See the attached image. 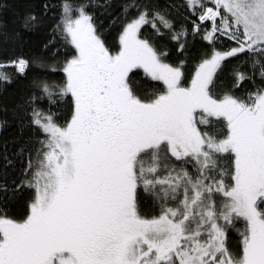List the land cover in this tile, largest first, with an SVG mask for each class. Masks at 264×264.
Listing matches in <instances>:
<instances>
[{
  "label": "snow or ice",
  "instance_id": "1",
  "mask_svg": "<svg viewBox=\"0 0 264 264\" xmlns=\"http://www.w3.org/2000/svg\"><path fill=\"white\" fill-rule=\"evenodd\" d=\"M111 7L0 0V264H264V0Z\"/></svg>",
  "mask_w": 264,
  "mask_h": 264
},
{
  "label": "trees",
  "instance_id": "2",
  "mask_svg": "<svg viewBox=\"0 0 264 264\" xmlns=\"http://www.w3.org/2000/svg\"><path fill=\"white\" fill-rule=\"evenodd\" d=\"M20 3H23V0H19ZM32 3L36 4L37 6L41 5L44 0H31ZM50 3H56V0H49ZM104 0H101V3H103ZM122 0H109V3L111 4V13L113 15H115L117 12H119L120 8L119 5L121 4ZM98 14H99V10H98ZM101 19L103 20L104 24H108L109 20L111 19V17L109 15H103L101 16ZM115 36L116 33L113 32L111 35H109V40L113 43H115ZM41 37H32L25 45V52H27L29 49H35V45L33 43V41H36L38 39H40ZM11 71V69H9ZM62 76V73L59 71L56 72H52L49 73V77L51 79H55V80H59ZM10 87H15V85H12ZM47 106V105H45ZM18 133V129L16 127L15 124L10 125L8 128L3 129L0 128V152L3 151L4 147H5V141H9V145L10 148L9 150H14L16 145L11 144V138L15 135H17ZM235 234L233 235V239L235 240Z\"/></svg>",
  "mask_w": 264,
  "mask_h": 264
}]
</instances>
